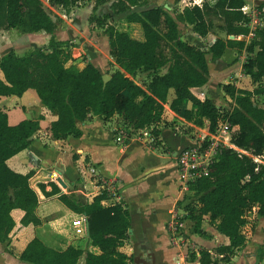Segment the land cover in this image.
I'll return each instance as SVG.
<instances>
[{
	"label": "trees",
	"instance_id": "trees-1",
	"mask_svg": "<svg viewBox=\"0 0 264 264\" xmlns=\"http://www.w3.org/2000/svg\"><path fill=\"white\" fill-rule=\"evenodd\" d=\"M83 1L46 0L65 15ZM244 4L245 0H201L200 4L183 5L177 11L178 20L189 24L192 32L201 38L213 29L217 33L207 39L205 47L185 39H174L170 48L178 47L187 57V65L183 69L178 61L167 56L159 71L155 48L159 43L156 28L161 26L160 8L146 7V0H124L125 20L139 24L141 38L111 25H106L104 30L113 62L131 77L113 68L110 75L103 78L89 63L81 69L74 64L64 65L70 58L64 47L68 41L53 38L52 31L59 17L45 7L42 0H0V28L14 27L20 32L42 30L50 34L44 47H31L21 54L9 49L0 55V95H20L26 88H32L41 104L55 115L48 124L53 139L76 135L75 120L87 114L103 117L108 111L131 124L129 132L148 128L154 135L157 129L153 122L158 107L152 95L155 87H174L176 96L169 102L170 108H174L181 102L187 87L206 81V53L210 59H216L226 49L242 51V73L256 80L264 72V23L252 27L248 15L241 10ZM255 7L262 9L264 0H258ZM138 71L147 76L142 86L133 80ZM221 88L231 101L227 108L204 97L192 99L190 107L183 109V116L194 123L204 119L208 132H214L219 121L236 126L229 135L234 147L219 146L208 174L189 183L188 189L196 194L197 203L187 205L185 202L178 219L192 221L191 231L205 234L200 228L205 216L227 238L226 243L211 249L190 250L187 261L196 260L198 264L228 263L244 241L241 226L247 221V214L255 209L264 218V106L252 100V95L264 93V88L259 82L250 89L231 82L221 84ZM38 128L37 118H22L9 124L6 113L0 108V239L7 238L14 226L11 209L23 211L19 217L21 225L40 224V218L25 209L35 196L29 184L30 172L14 171L5 163L7 157L29 143ZM49 185V190H44L41 183L38 187L45 196L54 194L67 207L86 216L87 236L98 251L86 250L83 264H125L130 259V255L118 249L129 226L128 211L121 203L102 205L94 198L76 206L54 183ZM259 248L264 255V242ZM81 252L74 244L54 249L37 237H31L19 257L32 264H74Z\"/></svg>",
	"mask_w": 264,
	"mask_h": 264
},
{
	"label": "crops",
	"instance_id": "crops-1",
	"mask_svg": "<svg viewBox=\"0 0 264 264\" xmlns=\"http://www.w3.org/2000/svg\"><path fill=\"white\" fill-rule=\"evenodd\" d=\"M252 1L256 3L258 0ZM42 2L59 17L52 31L53 38L68 41V45L64 47L69 51L70 58L64 65L74 64L81 69L89 63L104 78L110 75L113 68L130 76L113 62L108 53L107 34L100 25L97 26L101 23L111 25L117 30H125L130 35L141 38L139 24L125 20L126 11L122 7L124 0H120V3L117 0H85L73 6L68 15L61 13L57 6L49 5L46 0ZM167 2L164 0L161 5L168 7ZM147 6H158V3L146 0ZM88 15L92 18L89 19ZM98 15L108 16L98 22L95 17ZM117 19H123L122 27L116 24ZM49 36V33L42 30L20 32L14 27L0 28V55L9 49L21 54L31 47H44ZM179 37L195 44H200L203 40L192 31L182 32ZM169 50L167 56L178 61L184 69L187 57L175 45ZM45 51L48 52L49 49ZM227 52H230V64L225 66L220 61L225 67L220 69V66L215 70L213 67L219 64V60ZM243 56L242 51L226 49L219 58L206 59V81L199 86L187 87L181 102L174 108L169 106L170 100L176 96L174 87H155L152 95L157 100L158 107L153 127L157 132L154 135L149 132L148 139L140 138V131L129 132L131 124L124 123L120 115L110 111L103 117L87 114L83 119L75 120L78 129L76 135L68 134L63 138L53 139L50 137L48 124L55 115L41 104L32 88H26L20 95H0V108L6 113L9 124L22 118L38 119L39 128L31 135L29 143L7 157L5 163L14 171L30 172L29 184L34 189L35 196L25 209L33 211L40 218L38 225H21L19 217L23 211L10 210L14 226L7 238L0 239V264H32L19 257L20 251L31 237H37L43 244L54 249H62L67 244L77 245L82 252L74 264H83L86 250L98 251L96 246L90 244L87 224L84 233H76L71 223L76 218L86 221L85 214L73 211L54 194L45 196L39 189L38 184L41 183L44 190H49L50 182L76 206L98 198L102 205L119 202L126 208L129 217L127 236L118 246L119 250L130 255L125 264H162L164 258L171 259L176 246L170 238L168 225L174 219V213L177 215L176 220L179 219L183 208L178 205H182V199L186 198L178 189L180 179L175 155L179 148L193 139L186 133L192 134L195 129L208 132L204 119H198L195 124L183 116V109L190 107L192 99L204 97L215 105L227 108L230 98L218 83L223 78L228 79L232 68H237L231 76L232 84L249 89L254 87L256 82L249 81L246 86L240 84V79L245 77L241 71ZM134 81L142 86L139 81ZM261 85L264 88V83ZM256 96L260 98L258 105L264 106V93ZM119 128L123 129L120 141L115 139ZM235 129L234 125L232 130ZM228 145L234 147L230 142ZM89 165L94 166L102 176L113 179L114 195L107 194L95 184L87 169ZM51 170L58 174V183L53 182L48 175ZM185 220H178L180 226ZM200 228L205 234L187 229L188 237L199 247L211 249L219 243L227 242L226 236L219 233L205 216L200 221ZM179 231H183L182 227ZM241 232L244 241L225 264H264V255L259 248L264 242V218L255 209L247 214V221L241 226ZM178 257L174 258L175 262H189L182 260L180 255Z\"/></svg>",
	"mask_w": 264,
	"mask_h": 264
},
{
	"label": "rangeland",
	"instance_id": "rangeland-1",
	"mask_svg": "<svg viewBox=\"0 0 264 264\" xmlns=\"http://www.w3.org/2000/svg\"><path fill=\"white\" fill-rule=\"evenodd\" d=\"M148 1L149 2L151 1V3L157 2L158 6L160 8V12H161V17H160V21H159V25H161V26H159V27L157 26V28H156V33H157V36L159 38V43H158L156 50H155V52H156V63L158 66H160V68L158 67V70L160 71V70H162L161 65H162L163 61L167 58V55H168L167 52H168L171 44H173L172 43L173 40L174 39L175 40L181 39L180 37L178 38V36L182 35V32L183 33L186 31L191 32L189 24H186V23L178 20L177 11L180 9V6L182 7L185 4H191L195 0H180V2H176V0H174L173 2H171V0H165V1H168L167 2L168 7L161 5V2L164 0H148ZM255 4L256 3H254L252 0H248L244 4L246 7V11L249 13V15H252L251 13H253V12H255V13L261 12L262 13V11H260V9H257L255 7ZM51 11H53V10H51ZM95 17L97 18L98 22H102L104 20V18H102L101 15H98ZM117 21H118V19H117ZM123 22H124L123 19H120L118 22H116V24H118L119 27H122ZM106 25H104L103 23L97 24V26L103 28V31H105L104 29H105ZM251 26L253 27L254 25L251 24ZM216 33H217L216 29L211 30V32L209 34H207V36L205 38H203V40H201V43L199 45L202 47H205V42L207 41V39H209L211 36H213V34H216ZM229 53L230 52H227L225 55H223V57L219 60V64L218 63L215 64L216 68L213 67L215 70L219 69L220 66H221L220 69H222V67L228 66L230 64L229 58L231 56L229 55ZM205 57L207 60H210L207 53L205 54ZM220 61H223L225 63V66L222 65L223 62H220ZM210 63H213V62H210ZM211 65H213V64H211ZM90 66L94 67L92 64H90ZM162 67H163V65H162ZM122 70L125 71L124 69H122ZM236 70H237V68H232V73ZM125 72H127V71H125ZM228 73H229V70H227V74ZM232 73L229 74L227 80H225V78H223V79H221V81H219L218 84L221 85L223 83L232 82L233 81V78L231 77ZM245 77H242L240 79V84L243 86H246L249 83V81H251L252 83H255V82H259L261 84L264 83V72L262 74H260L256 80H253L252 77L250 75H247V74H245ZM133 78H134V80L139 81L140 83H145L147 76H146V74L138 71V72L134 73ZM258 98H259L258 96L252 95V100L255 103H259L260 98L259 99ZM230 103H231V101L230 102L228 101V105H230ZM262 103H264V100ZM195 124H197V123H195ZM201 128H202V125H201ZM232 131L233 130L229 131L226 134L217 135L216 140L220 143L228 144L229 135H230V133H232ZM210 133H212V132H210ZM210 133L206 132V130L204 131L201 129H195L192 132V134H190L188 132L186 134L190 135L193 138L190 141L191 143L189 142L188 144L195 143L196 141H202L203 139H208ZM257 158H261V157H257ZM183 194H185L184 196L186 197V198L182 199L183 204L185 203V201H186L185 204H187V205H190L191 203H197L196 202L197 196L192 189H187V191L184 192ZM182 205H178V207L180 206V208H182L183 207ZM176 209H177V207H176ZM177 222H180V221H177ZM190 223H191L190 220L186 219L181 226L176 224L174 231L170 230V238H171L172 242L175 244L176 248L174 249L173 257L171 259H168V258L165 259L164 258L162 261V264H197L196 260H193V261L191 260V261H189L190 263L189 262H181V261L175 262L174 261V258H179L178 255L181 256L182 260H187L189 257L190 250L196 251V249L199 247L198 245L194 244L190 240V238L188 237V230L192 227V224H190ZM181 227L183 229L182 232L179 231V229Z\"/></svg>",
	"mask_w": 264,
	"mask_h": 264
},
{
	"label": "built area",
	"instance_id": "built-area-1",
	"mask_svg": "<svg viewBox=\"0 0 264 264\" xmlns=\"http://www.w3.org/2000/svg\"><path fill=\"white\" fill-rule=\"evenodd\" d=\"M192 3L200 4L201 0H195ZM241 10L248 15L250 25L252 24L255 26L264 23V7L260 9L262 13L253 12L251 13L252 15H249V13L246 11L245 5L241 6ZM233 126L234 125L229 124L227 121H219L214 130L215 133H210L208 139L196 141L192 144H186L177 150L175 158L180 179L178 189H180L182 193L187 191L190 182H193L196 178L208 174L210 164L215 159L217 148L219 146H229L228 144L218 142L216 140L217 135L228 133L232 130ZM116 132L117 134L115 136V139L119 141L122 140L123 129L119 128L116 130ZM142 137L144 139H148V129L144 128L140 130V138ZM87 169L89 171L90 176L93 178L95 184L100 186V189L106 191L107 194H115L113 179H109L105 176H102L96 171L95 167L92 165H89ZM48 175L52 178L53 182L58 183V174L55 170H51ZM175 214L176 213H174V219H172V221H170L168 225L169 229L173 231L176 224L180 226V222H177V215ZM71 223L76 233H84V228L86 224V221L84 219L80 220L76 218L73 219Z\"/></svg>",
	"mask_w": 264,
	"mask_h": 264
},
{
	"label": "water",
	"instance_id": "water-1",
	"mask_svg": "<svg viewBox=\"0 0 264 264\" xmlns=\"http://www.w3.org/2000/svg\"><path fill=\"white\" fill-rule=\"evenodd\" d=\"M231 37V36H230ZM87 224V223H86ZM86 231H87V225H86Z\"/></svg>",
	"mask_w": 264,
	"mask_h": 264
}]
</instances>
